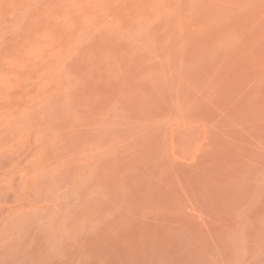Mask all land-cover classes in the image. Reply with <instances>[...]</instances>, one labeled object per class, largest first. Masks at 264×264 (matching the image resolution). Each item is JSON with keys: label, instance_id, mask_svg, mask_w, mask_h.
Masks as SVG:
<instances>
[{"label": "rangeland", "instance_id": "obj_1", "mask_svg": "<svg viewBox=\"0 0 264 264\" xmlns=\"http://www.w3.org/2000/svg\"><path fill=\"white\" fill-rule=\"evenodd\" d=\"M196 242L264 249V0H0V264Z\"/></svg>", "mask_w": 264, "mask_h": 264}, {"label": "crops", "instance_id": "obj_2", "mask_svg": "<svg viewBox=\"0 0 264 264\" xmlns=\"http://www.w3.org/2000/svg\"><path fill=\"white\" fill-rule=\"evenodd\" d=\"M145 264H264V249L243 243L196 242L168 251L166 259Z\"/></svg>", "mask_w": 264, "mask_h": 264}]
</instances>
